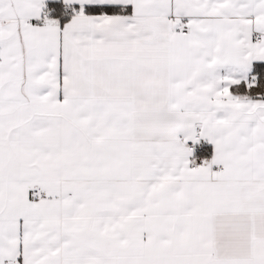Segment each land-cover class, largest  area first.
I'll list each match as a JSON object with an SVG mask.
<instances>
[{
    "label": "snow or ice",
    "instance_id": "6c2138e0",
    "mask_svg": "<svg viewBox=\"0 0 264 264\" xmlns=\"http://www.w3.org/2000/svg\"><path fill=\"white\" fill-rule=\"evenodd\" d=\"M0 264H264V0H0Z\"/></svg>",
    "mask_w": 264,
    "mask_h": 264
},
{
    "label": "built area",
    "instance_id": "2783aa9c",
    "mask_svg": "<svg viewBox=\"0 0 264 264\" xmlns=\"http://www.w3.org/2000/svg\"><path fill=\"white\" fill-rule=\"evenodd\" d=\"M207 145H208L207 142H201V145H200V147L198 148L197 153H200V152L205 151ZM203 159H206V158H202V159H200V161L196 162L193 166H198V165H200Z\"/></svg>",
    "mask_w": 264,
    "mask_h": 264
},
{
    "label": "crops",
    "instance_id": "0c3cea01",
    "mask_svg": "<svg viewBox=\"0 0 264 264\" xmlns=\"http://www.w3.org/2000/svg\"><path fill=\"white\" fill-rule=\"evenodd\" d=\"M208 146L210 147V155L209 156H207V155L205 156V155H201V154L196 153V159H195L194 164L196 162L200 161V159H202V158H206V159H210L211 158L213 148H212V145H210V144H208Z\"/></svg>",
    "mask_w": 264,
    "mask_h": 264
},
{
    "label": "trees",
    "instance_id": "16d2710c",
    "mask_svg": "<svg viewBox=\"0 0 264 264\" xmlns=\"http://www.w3.org/2000/svg\"><path fill=\"white\" fill-rule=\"evenodd\" d=\"M198 154L205 155V156H206V155L209 156V155H210V147L207 145L205 151L200 152V153H198Z\"/></svg>",
    "mask_w": 264,
    "mask_h": 264
}]
</instances>
